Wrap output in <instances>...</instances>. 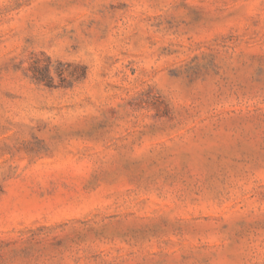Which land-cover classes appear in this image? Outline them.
<instances>
[{"label": "rangeland", "instance_id": "1", "mask_svg": "<svg viewBox=\"0 0 264 264\" xmlns=\"http://www.w3.org/2000/svg\"><path fill=\"white\" fill-rule=\"evenodd\" d=\"M0 264H264V0H0Z\"/></svg>", "mask_w": 264, "mask_h": 264}, {"label": "trees", "instance_id": "2", "mask_svg": "<svg viewBox=\"0 0 264 264\" xmlns=\"http://www.w3.org/2000/svg\"><path fill=\"white\" fill-rule=\"evenodd\" d=\"M49 68H50L49 65H46L42 69L41 72H40V70L39 71H35L37 73L35 79L38 82H44L45 81V85H47L48 87L53 86L52 85V77H50V75H49Z\"/></svg>", "mask_w": 264, "mask_h": 264}]
</instances>
